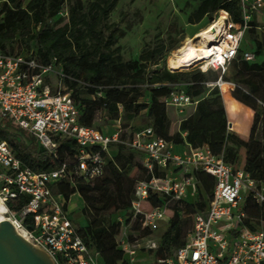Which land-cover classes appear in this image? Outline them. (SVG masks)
<instances>
[{"label":"trees","instance_id":"16d2710c","mask_svg":"<svg viewBox=\"0 0 264 264\" xmlns=\"http://www.w3.org/2000/svg\"><path fill=\"white\" fill-rule=\"evenodd\" d=\"M119 1L0 0V53L27 55L26 58H35L43 65L53 63L64 76L62 84L71 93L78 120L99 113L104 125L118 120L120 132L121 128L127 129L130 138L135 132L130 122L139 119L142 130L150 127L154 136L174 146L192 149L205 146L212 155L221 156L234 168H239L243 151L241 169L258 186L264 184V37L258 40L256 21L252 18L245 32L254 43L251 50L254 58L261 60L245 61L238 48L236 57L224 72L198 68L172 71L166 68L165 56L180 40L170 33L164 39L145 45L136 59H123L118 42L131 29V24L126 21L128 13L125 12L119 14L118 22L110 20ZM196 1L186 18L188 25H197L203 20L212 24L219 11L226 12L234 23L242 21L240 4L235 0ZM124 22L127 24L121 27ZM180 33L183 35V30ZM219 80L222 83L218 87ZM176 91H182L192 100L184 114L178 115L175 108L164 103V99ZM224 97L232 99L237 111L241 110V105L252 111L246 138L227 128ZM93 129L106 133L102 126ZM120 132L115 153L104 154L101 176L89 182L76 179L73 184L67 180L50 184L54 195H62L66 200L74 194L81 198L80 212L85 225H74L90 251L98 254L100 264L126 263L117 246L123 229L118 217L122 218L123 226L128 227L127 235L132 244L152 234L153 231L143 228L138 220H131L129 209L135 184L164 174L157 168L148 172L138 162L143 153L128 147L126 134ZM0 141L9 144L25 167L38 173L56 170L61 163L72 165L75 159L76 145L72 139L59 140L57 156L53 157L9 120H0ZM132 169L140 174L139 178L129 176ZM196 180L206 186L207 197L197 193L190 202L150 194L147 199L152 208L171 203L167 227L152 252L155 264L170 258L176 249L184 246L193 226L194 215L190 217L189 210L196 214L206 208L214 186L213 178L199 172ZM28 199L21 196L13 204V210L22 208ZM245 210L248 219L244 223L250 229L258 222L264 223V205L259 207L247 200Z\"/></svg>","mask_w":264,"mask_h":264},{"label":"built area","instance_id":"2783aa9c","mask_svg":"<svg viewBox=\"0 0 264 264\" xmlns=\"http://www.w3.org/2000/svg\"><path fill=\"white\" fill-rule=\"evenodd\" d=\"M235 1L240 4L242 21L234 23L226 12L219 11L225 19L215 33L217 42L209 50L219 49L222 61L211 59L193 65L201 71L224 72L236 57L252 16L264 18V0ZM242 58L251 62L254 54L244 52ZM51 77L56 79L54 91L49 84ZM63 79L53 63L43 65L32 57L0 53V120L11 121L53 157L57 156L59 140L72 139L76 145L72 165L61 163L56 170L38 173L25 167L9 144L0 141V205L4 207L2 215L15 231L45 252L54 264H100L98 254L82 241L71 220L73 195L68 200L54 195L50 184L63 180L73 184L76 179L89 182L101 176L104 154L109 155V148L117 143L120 123L114 121L110 134L82 126L70 91L62 88ZM191 102L182 91L172 92L164 99L166 106L178 112ZM126 145L143 153L142 165L148 172L157 168L164 173L136 185L129 214L143 228L153 231L160 222L168 221L164 207L144 208L150 194L184 200L197 183V173L208 174L214 181L205 210L193 216L184 246L157 264H264V223L254 224V229L244 223L248 219L247 200L259 207L264 205V184L258 186L241 168L212 155L205 146H185L182 154L174 153V145L154 136L150 127L134 132ZM21 196L29 199L14 211L13 204ZM117 221L123 227L117 246L125 257L131 258L135 251L127 235L128 227L123 226L122 218Z\"/></svg>","mask_w":264,"mask_h":264},{"label":"rangeland","instance_id":"374dc122","mask_svg":"<svg viewBox=\"0 0 264 264\" xmlns=\"http://www.w3.org/2000/svg\"><path fill=\"white\" fill-rule=\"evenodd\" d=\"M196 0H120L116 6V9L111 13L110 20L112 22H118L119 14L121 12L128 13L126 21L131 24V29L126 32L125 37L119 40L118 45L121 48V55L124 60H133L136 59L141 52V50L147 44L153 43L156 39H164L170 33L176 39H179V43L165 56L166 68L168 67V60L172 57V54L177 50L183 47V44L188 39L193 44L197 45V39L195 38L198 32L207 28L208 24L206 20H203L197 25H188L186 24V18L191 11L192 8L196 5ZM186 3L189 5L186 6ZM222 15L221 13H217L214 16V21H216ZM213 21V22H214ZM126 22V24H127ZM125 22L121 24V27H124ZM259 27L257 31L258 40H261L262 31H264V18L259 19V22H256ZM183 30V35H181V31ZM212 45V44H211ZM210 45V46H211ZM253 41L248 36L247 32H244L243 39L239 44V48L241 49V53L251 52L253 48ZM209 46V47H210ZM23 57H27V55L21 54ZM261 60L260 58L255 57L253 61ZM161 66V63L158 64ZM58 69V68H57ZM191 69H196L194 66H190L187 68L180 69L178 71H187ZM170 70V69H169ZM51 90H55L56 79L55 77H51L49 80ZM62 88L66 89L65 86ZM232 102L230 98L224 99V105L227 109H229V104ZM231 111L228 110L229 116L231 115ZM247 113L249 114V110L247 108L241 109L237 111V116L233 118V121L238 122V131H242V126L244 127V132L246 135L249 133V126H247V120L249 119V115L247 117ZM80 123L89 128H93L94 126H102L104 131L107 134H110L114 131L113 125L114 122L103 124V119L99 113L92 115L89 119L80 118ZM245 125V126H244ZM130 126L135 129V132L142 130L143 125L140 123L139 119H136L133 122H130ZM126 134L125 140H129V133L127 129H122L120 134ZM115 153V144H112L109 148V154L113 155ZM142 159H138L139 163H142ZM242 154L240 153V160L238 162L237 167H242ZM131 178H139L140 174L136 171V169H132L129 173ZM137 183L134 186V191ZM197 193L201 194L204 197H207L208 190L206 186L201 181H198L192 190L188 191L185 199L187 201H193L196 197ZM77 200V201H76ZM82 200L80 197H73L70 205V209L74 208L71 212V220L74 224H78L79 226L85 225V219L83 218L80 209L82 207ZM150 205L146 202L144 204V208H149ZM170 207L171 203L166 202L164 204L166 215H170ZM190 217L193 216L195 212L189 210ZM167 222L162 221L158 224V227L153 230L152 234L138 239L134 245L133 250L135 254L130 258H126V263L124 264H155L153 259V251L159 244V237L161 233L166 229Z\"/></svg>","mask_w":264,"mask_h":264},{"label":"bare ground","instance_id":"6f19581e","mask_svg":"<svg viewBox=\"0 0 264 264\" xmlns=\"http://www.w3.org/2000/svg\"><path fill=\"white\" fill-rule=\"evenodd\" d=\"M225 17L219 15L218 19L214 21L207 28L201 30L196 35L197 45L193 44L190 40H186L183 44V47L177 50L172 54V57L168 60V67L172 71H178L183 68L193 66L199 62H205L209 60L222 61L221 56L219 55V49L209 50V46L217 42L216 40V31L220 28ZM213 55V56H212ZM206 66H203L205 69ZM219 82V86L221 85ZM4 207L0 205V222L8 221L3 215L2 212Z\"/></svg>","mask_w":264,"mask_h":264},{"label":"water","instance_id":"95a60500","mask_svg":"<svg viewBox=\"0 0 264 264\" xmlns=\"http://www.w3.org/2000/svg\"><path fill=\"white\" fill-rule=\"evenodd\" d=\"M220 80L216 83L219 87ZM231 129L232 124L227 123ZM0 264H54L49 256L25 241L8 221L0 222Z\"/></svg>","mask_w":264,"mask_h":264},{"label":"crops","instance_id":"0c3cea01","mask_svg":"<svg viewBox=\"0 0 264 264\" xmlns=\"http://www.w3.org/2000/svg\"><path fill=\"white\" fill-rule=\"evenodd\" d=\"M252 18H253L256 22H259V19H261V17H260L259 15H254V16H252ZM229 84H230V83H229ZM225 98H229V97H224V98L222 99V100H223V104H224V99H225ZM230 99H231V98H230ZM231 100H232V99H231ZM187 107H188V106L182 108V109H181V112H178V111H177V114H178V115H179V114H184V111H185V109H186ZM224 108H225V111H226L227 123L230 122V123L232 124V128L229 129V130H231V131H233V132L239 134L240 136L246 138L248 135H246V132L243 131V130H244V127L242 126V128H243L242 131H238V128H237V126H238V122H237V120H236V121H233V118L237 116V110H236V107H235L233 101L229 104V109H227V108L225 107V105H224ZM244 108H246V107L241 105V109H244ZM247 109L249 110V114L247 113V117H248V115H249V119L247 120V126H248V124H250V122H251V120H252V115H253V113H252V111H251L249 108H247ZM228 110H230V111L232 112L230 116H229V114H228ZM235 122H236V124H235ZM244 126H245V125H244ZM249 128H250V126H249ZM184 150H185V146H174V148H173V152L176 153V154H182ZM241 154H242V161H243L244 152L241 151ZM73 197H78V196H77L76 194L73 195V196L71 197V201H72ZM76 201H77V200H76ZM70 205H71V203H70ZM82 205H83V204H82ZM81 208H82V207H81ZM73 209H74V208H72V210H73Z\"/></svg>","mask_w":264,"mask_h":264}]
</instances>
